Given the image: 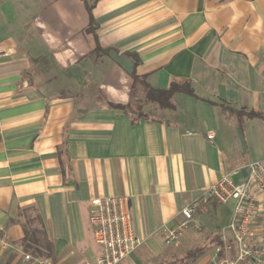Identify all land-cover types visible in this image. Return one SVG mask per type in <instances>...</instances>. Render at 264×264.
I'll return each instance as SVG.
<instances>
[{
    "label": "crops",
    "instance_id": "1",
    "mask_svg": "<svg viewBox=\"0 0 264 264\" xmlns=\"http://www.w3.org/2000/svg\"><path fill=\"white\" fill-rule=\"evenodd\" d=\"M135 77L158 89L187 81L192 92L172 107L144 103L137 118L122 108ZM243 109L264 114V0H0V236L10 242L0 264H25L34 216L54 253L38 258L95 262L102 247L88 218L108 196L125 198L142 240L119 264L202 246L194 264H213L218 233L207 224L221 204L173 245L162 228L264 159V118Z\"/></svg>",
    "mask_w": 264,
    "mask_h": 264
},
{
    "label": "built area",
    "instance_id": "2",
    "mask_svg": "<svg viewBox=\"0 0 264 264\" xmlns=\"http://www.w3.org/2000/svg\"><path fill=\"white\" fill-rule=\"evenodd\" d=\"M208 138L212 140L214 132H209ZM245 170L247 175L242 182L233 184L224 177L184 207L175 226H163L164 243L173 245L189 229L200 231L201 216L214 203L233 201V216L227 230L220 234L222 245L213 257V264H264V159L250 162ZM93 202L95 209L90 213L88 223L102 253L89 264H119L142 244L132 230L125 198L108 196ZM9 245L8 237L0 236V247L6 249ZM31 260L48 264L44 258L26 254L25 264Z\"/></svg>",
    "mask_w": 264,
    "mask_h": 264
},
{
    "label": "trees",
    "instance_id": "3",
    "mask_svg": "<svg viewBox=\"0 0 264 264\" xmlns=\"http://www.w3.org/2000/svg\"><path fill=\"white\" fill-rule=\"evenodd\" d=\"M92 19V18H91ZM140 83L143 88L144 97L134 98V92H136V85ZM179 91L192 92V88L189 82L173 83L168 89H158L150 86L145 78L135 77V82L133 86V98L131 103L122 106V108L137 118H142L148 115L144 110V103H154L162 108L172 107V99L174 95ZM239 117L242 115H247L248 117L264 118V114L254 110H239ZM37 222V217L27 218L24 224L25 237L23 239L22 245L26 253H33L35 257H53V249L51 242L46 236L43 237L42 230L34 225ZM217 246L222 245L220 237L216 241ZM207 251V246H202L199 248L191 249L182 254L173 253L170 258L162 261L159 264H194L198 259H200Z\"/></svg>",
    "mask_w": 264,
    "mask_h": 264
},
{
    "label": "rangeland",
    "instance_id": "4",
    "mask_svg": "<svg viewBox=\"0 0 264 264\" xmlns=\"http://www.w3.org/2000/svg\"><path fill=\"white\" fill-rule=\"evenodd\" d=\"M143 96L144 93H141L139 95V97L141 98H143ZM233 203L234 202L221 204L216 210L210 212L211 221L207 224L208 230L206 234L213 231L215 233H218L217 237L219 238V233L227 230L229 222L231 221L233 216Z\"/></svg>",
    "mask_w": 264,
    "mask_h": 264
}]
</instances>
